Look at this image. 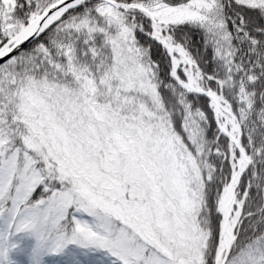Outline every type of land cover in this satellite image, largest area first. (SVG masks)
<instances>
[{
  "label": "snow or ice",
  "instance_id": "snow-or-ice-1",
  "mask_svg": "<svg viewBox=\"0 0 264 264\" xmlns=\"http://www.w3.org/2000/svg\"><path fill=\"white\" fill-rule=\"evenodd\" d=\"M0 264H264V0H0Z\"/></svg>",
  "mask_w": 264,
  "mask_h": 264
}]
</instances>
